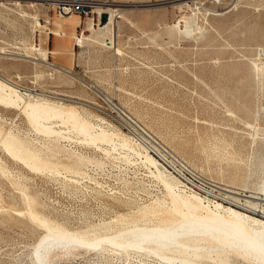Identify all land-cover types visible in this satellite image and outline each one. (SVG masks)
Returning <instances> with one entry per match:
<instances>
[{
  "label": "rangeland",
  "instance_id": "obj_1",
  "mask_svg": "<svg viewBox=\"0 0 264 264\" xmlns=\"http://www.w3.org/2000/svg\"><path fill=\"white\" fill-rule=\"evenodd\" d=\"M94 1L0 0V264L264 263V0Z\"/></svg>",
  "mask_w": 264,
  "mask_h": 264
},
{
  "label": "bare ground",
  "instance_id": "obj_2",
  "mask_svg": "<svg viewBox=\"0 0 264 264\" xmlns=\"http://www.w3.org/2000/svg\"><path fill=\"white\" fill-rule=\"evenodd\" d=\"M49 1L50 3H52L51 0H47ZM97 3V2H96ZM99 5V4H97ZM72 15V14H70ZM68 16V15H67ZM115 20L113 18V15L111 14L110 17H109V20L106 24H104L105 27H108V26H111V24H114ZM107 41L106 43L108 45H111L112 44V36H108L107 38ZM50 65L54 66V67H57L56 65H54L53 63H50ZM6 81V80H5ZM9 82V81H8ZM10 83V82H9ZM3 84V82H2ZM4 86L6 84H3ZM11 86V85H10ZM6 87V86H5ZM12 91V90H10ZM12 94V92H11ZM18 96V95H17ZM4 98V97H2ZM1 98V100H2ZM7 98V97H6ZM5 98V99H6ZM4 99V100H5ZM16 99V98H15ZM6 101V100H5ZM3 101V102H5ZM11 103V101H10ZM14 103V102H13ZM32 111H34L38 116H43V113L47 110L43 105L42 106H32ZM30 108V109H31ZM263 199V198H262ZM230 212L234 215H236L237 217H239V219H241L240 221H220V220H214V219H205V220H199L201 222H206L207 224H211L213 226H215L216 224H220L224 227V230L222 231H225V233L227 232V234L231 235L234 237V239H236L235 241H243L244 244L246 247H248L247 249H249V247H251V245H254V247L262 250L264 252V223L260 224L261 222L257 219H253V221H256L258 222L259 221V224H250L248 223L246 220L249 219L248 216H246L245 214H242L241 212L237 211V210H234V209H230ZM264 214V212H263ZM251 218V217H250ZM198 222V221H197ZM264 222V221H263ZM200 223V222H199ZM195 227H198L197 225H194ZM212 226V227H213ZM223 229V228H222ZM217 230V229H216ZM215 232V231H214ZM232 237V238H233ZM230 240L228 239V242ZM233 243V242H232ZM235 243V242H234ZM231 244V243H230ZM239 244V243H238ZM235 245V244H234ZM240 245V244H239ZM238 247H241L239 246ZM244 248V246L242 247V249ZM239 249V248H238ZM241 249V248H240ZM241 249V250H242ZM246 249V248H245ZM252 249V248H250ZM254 250V249H252ZM251 251V250H250ZM243 252V251H242ZM246 252V251H244ZM243 252V253H244ZM257 252V251H256ZM258 253V252H257ZM260 253V252H259ZM247 254V253H246ZM254 254H255V251H254ZM245 255V254H244ZM257 255V254H256ZM262 255V254H261ZM246 256V255H245ZM251 257V255H249ZM263 260H260V261H264V253L263 255L261 256ZM253 258V256H252ZM251 258V260H252ZM259 258V257H258ZM256 259V258H255ZM261 264H264V263H261Z\"/></svg>",
  "mask_w": 264,
  "mask_h": 264
},
{
  "label": "built area",
  "instance_id": "obj_3",
  "mask_svg": "<svg viewBox=\"0 0 264 264\" xmlns=\"http://www.w3.org/2000/svg\"><path fill=\"white\" fill-rule=\"evenodd\" d=\"M61 15H70L75 13H84L96 15L101 22L105 10L101 8L94 0H51ZM111 15V14H110ZM109 15V17H110Z\"/></svg>",
  "mask_w": 264,
  "mask_h": 264
},
{
  "label": "water",
  "instance_id": "obj_4",
  "mask_svg": "<svg viewBox=\"0 0 264 264\" xmlns=\"http://www.w3.org/2000/svg\"><path fill=\"white\" fill-rule=\"evenodd\" d=\"M109 20V15L107 13H103L102 15V23H106Z\"/></svg>",
  "mask_w": 264,
  "mask_h": 264
},
{
  "label": "crops",
  "instance_id": "obj_5",
  "mask_svg": "<svg viewBox=\"0 0 264 264\" xmlns=\"http://www.w3.org/2000/svg\"><path fill=\"white\" fill-rule=\"evenodd\" d=\"M76 14L68 15L67 17L74 18ZM54 64V63H53ZM55 65V64H54ZM57 66V65H56ZM58 67V66H57Z\"/></svg>",
  "mask_w": 264,
  "mask_h": 264
}]
</instances>
